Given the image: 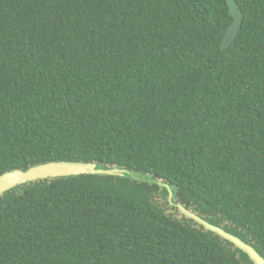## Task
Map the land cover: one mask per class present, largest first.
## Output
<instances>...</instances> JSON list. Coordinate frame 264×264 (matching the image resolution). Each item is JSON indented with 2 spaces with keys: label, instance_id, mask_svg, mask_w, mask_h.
Wrapping results in <instances>:
<instances>
[{
  "label": "trees",
  "instance_id": "16d2710c",
  "mask_svg": "<svg viewBox=\"0 0 264 264\" xmlns=\"http://www.w3.org/2000/svg\"><path fill=\"white\" fill-rule=\"evenodd\" d=\"M236 1L224 50L227 0H0V174L148 175L0 194V264H254L177 204L264 255V0ZM170 190L182 218L156 200Z\"/></svg>",
  "mask_w": 264,
  "mask_h": 264
},
{
  "label": "water",
  "instance_id": "95a60500",
  "mask_svg": "<svg viewBox=\"0 0 264 264\" xmlns=\"http://www.w3.org/2000/svg\"><path fill=\"white\" fill-rule=\"evenodd\" d=\"M230 14L233 21L230 24L221 43L222 49H228L236 39L242 24L243 11L236 0H227ZM131 172L123 167H107L97 162L72 161V160H54L39 163L30 166L27 169L17 168L0 174V194L15 188L18 185L35 182L38 180H46L59 177L75 176L80 174H106L126 176ZM170 188V186H168ZM173 198V192L170 190V199ZM179 209L186 216L194 219L198 224L202 225L206 230L218 233L225 240L233 243L237 248L245 252L254 264H264V255L251 243L243 240L241 237L225 230L222 226L211 223L205 218L182 204H177Z\"/></svg>",
  "mask_w": 264,
  "mask_h": 264
},
{
  "label": "rangeland",
  "instance_id": "374dc122",
  "mask_svg": "<svg viewBox=\"0 0 264 264\" xmlns=\"http://www.w3.org/2000/svg\"><path fill=\"white\" fill-rule=\"evenodd\" d=\"M133 177H135L136 179H139V180H145V179H147L148 177V175L147 174H145V173H142V172H134V173H130ZM151 180H154V178L153 177H151L150 178ZM160 183V190H162V188L164 187V186H166L165 185V183H161V182H159ZM162 184V185H161ZM170 197L169 196H165V195H162V194H157L156 195V200L157 201H159V202H161L162 203V205L163 206H165V208H166V211L168 212V213H171L172 215H175V216H177V217H180V218H182V214H181V212H179V210L176 208L177 207V205H176V203H173L172 201H171V204L168 202V199H169Z\"/></svg>",
  "mask_w": 264,
  "mask_h": 264
}]
</instances>
